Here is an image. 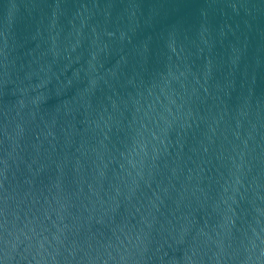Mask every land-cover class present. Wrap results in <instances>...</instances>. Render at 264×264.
<instances>
[{
    "label": "water",
    "instance_id": "obj_1",
    "mask_svg": "<svg viewBox=\"0 0 264 264\" xmlns=\"http://www.w3.org/2000/svg\"><path fill=\"white\" fill-rule=\"evenodd\" d=\"M0 264H264V0H0Z\"/></svg>",
    "mask_w": 264,
    "mask_h": 264
}]
</instances>
